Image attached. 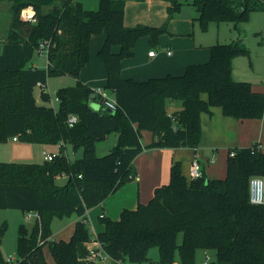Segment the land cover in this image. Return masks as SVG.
<instances>
[{
    "label": "trees",
    "instance_id": "16d2710c",
    "mask_svg": "<svg viewBox=\"0 0 264 264\" xmlns=\"http://www.w3.org/2000/svg\"><path fill=\"white\" fill-rule=\"evenodd\" d=\"M4 1L12 18L0 53V142L17 137L31 144L60 145L52 161L0 163V209L37 213L32 230L19 227L16 264H49L45 248L55 264H96L87 246L94 236L115 263H142L157 247L161 264H173L176 253L182 264H194L199 250L214 251L217 264H264V205L252 204L249 195L250 179L264 178V152L258 144L228 151L225 179H209L205 173L190 179L181 163L173 162L169 183L155 188L147 203L124 209L117 220L100 216L103 231L96 235L87 219L91 209L136 180L133 162L145 150L197 149L202 115L211 116L214 108L236 120L264 118V93L232 77L233 60L250 54L242 40L211 46L208 62L188 65L180 76L143 82L122 76V62L134 57L138 41L148 37L157 45L184 5L196 8L195 21L206 30L210 22L237 27L253 11H264V0H152L170 3L161 27L125 26L122 0H98L96 11L76 0H0ZM103 32L106 39L98 57L106 88L117 104L113 113L80 80L82 69L90 64L91 38ZM42 44L45 69L32 65ZM59 74L75 77L77 85L59 90L58 110L38 106L35 88L40 84L49 101L45 86L49 77ZM169 99L181 101L182 109L169 114ZM72 115L78 120L71 126ZM143 131L153 135L148 146L141 142ZM112 133L118 135L117 144L98 156L97 143ZM66 145L83 149L82 157L70 160ZM60 176L68 178L63 186L57 183ZM74 214L78 220L70 240H52L53 220ZM7 227L0 226V264H12L1 251Z\"/></svg>",
    "mask_w": 264,
    "mask_h": 264
},
{
    "label": "crops",
    "instance_id": "0c3cea01",
    "mask_svg": "<svg viewBox=\"0 0 264 264\" xmlns=\"http://www.w3.org/2000/svg\"><path fill=\"white\" fill-rule=\"evenodd\" d=\"M92 4L94 8L99 7L98 0H95V2H92ZM169 5L170 3L167 1L146 0L144 2H140L137 0H126L124 24L127 27H133L136 26L137 23H141V21L145 20L151 26L159 25L164 22L166 17H168L167 8ZM145 13L148 15H145ZM251 14L264 15V11H253ZM130 17L134 20V22L127 21L130 19ZM154 17H157V21L152 19ZM196 18L197 16H194L192 21L195 22ZM254 20L255 22L260 20L263 24L264 16H255ZM181 23L180 15L175 16L174 19H172L168 24V34L170 36L166 34L168 37H173L174 39L172 40L167 38V36L161 38L162 41L166 40L168 44H173L175 48H179L178 53L181 54L179 55V63L172 61L166 63L163 61V59H167V57H174L172 53L168 55V52L170 51H164L167 57L159 56L158 52L156 51H154L156 52L155 56H149V53L152 50L147 51V49L143 48V43L145 42L139 43L141 41L140 39L136 45L134 57L125 59L122 62L123 78L143 82L151 78L165 77L169 74L175 76L183 75L188 65L183 63L184 57L182 56L183 53H181L180 48L183 45L185 47H192L194 44L192 43V40H181L182 37H188L192 34L191 25L188 26L186 24L183 29H178L177 27ZM256 30H258L259 33L264 32V30L259 27H257ZM105 39L106 32H103L102 36L95 37V50H100L102 48ZM146 39V41L150 43L148 37H146ZM161 39L160 44L163 45ZM238 40L243 41V38L239 37L237 40L233 41ZM168 44H166V46H168ZM118 49L119 48L116 47L114 48V51H118ZM233 64L232 77L235 81L250 82L253 84V88L256 92L264 93L263 67L255 71L253 70L252 73L250 70H241V68L237 69V67L234 68ZM32 65L36 68H39L35 63H32ZM88 69L89 68L86 67L82 69L80 73V80L93 90L96 88H102L107 81L106 72L102 64L100 66L94 62L93 69L91 71ZM110 97L114 99V96L112 97L110 95ZM181 109V101H174L171 99L167 100V111L169 114H173L174 112ZM212 111L213 114L211 116L208 114L202 115V140L197 149H148L134 160L133 167L137 173L136 180L121 187L117 192L109 196L101 205L96 207V210L91 209L88 212V225L89 223L92 225V232H94L92 234L96 235L97 233L103 231L102 227H99V229L96 227V222L99 220L100 216L106 215L117 220L124 209H134L137 207L139 202L147 203L153 196L155 188L169 183L170 168L173 162H180L182 165L183 174L186 177H189L192 162L198 160L201 166V173H205L209 179H213L217 177L221 178L223 174H226L227 155L231 148H247L253 144H260L262 146V151L264 152V118L261 120H236L224 116L220 108H214ZM110 137H112V142L108 146L104 144V141L97 143L96 153L98 156L107 154L117 144L118 135L116 133H112L108 136L107 140L110 139ZM13 141L18 142L19 140H14L13 138ZM152 141L153 135L151 132L143 131L141 133V142L143 146L150 145ZM46 147L50 148L45 149L43 153L60 152V145ZM64 147L65 149L68 148L67 146ZM99 147L102 149L100 154ZM77 153L79 154V152H76L75 155H77ZM208 162H211L213 163L212 165L215 164L217 166L214 168L212 165L210 166V163ZM60 177L63 178L66 176ZM95 212L97 213L95 214ZM59 219L60 218H55L52 226L56 221H58L60 222V225H65L62 228V230H64L71 226L75 228L78 217L74 214L71 217ZM65 221H67V223H64Z\"/></svg>",
    "mask_w": 264,
    "mask_h": 264
},
{
    "label": "rangeland",
    "instance_id": "374dc122",
    "mask_svg": "<svg viewBox=\"0 0 264 264\" xmlns=\"http://www.w3.org/2000/svg\"><path fill=\"white\" fill-rule=\"evenodd\" d=\"M83 4L84 8L86 10H93L96 11L98 8H94L92 2H95V0H76ZM97 1V0H96ZM126 3V0H122ZM168 9V8H167ZM145 15H148L145 13ZM181 18V24L178 25V29H183L184 26L187 24L188 26H192V34L188 37H182L181 40H192V43L194 46L192 47H185L184 45L180 48L181 53H183V63L190 65V64H203L209 61L210 59V49L209 47L215 45V44H228L233 42V40H237V38L242 37L243 41L245 42V45L250 51L249 56H239L236 57L233 60L234 68L237 67V69L241 68L250 70V72L253 73V70L260 69L261 67L264 68V32L259 33L257 27L264 30V23L260 20L255 22L254 18L255 16H264V15H256V14H250V17L247 21L241 22L237 25V27H234L232 23H216V22H210L207 29L204 30L201 25L197 21H192L194 16H197V10L193 5H184L179 13H177L176 16H179ZM12 18V12L10 9V5L8 2H0V53L2 51V45L5 36H7L8 30H9V24ZM142 18V17H141ZM154 21H157V17L152 18ZM168 17L164 20L163 23L159 25H153L152 27H161L167 22ZM134 22V20L130 17L129 20ZM137 25H147L151 26L148 22L141 21V23H137ZM135 27V26H133ZM170 36L168 32L162 34L159 38V43L157 45H152L148 41H146V37L141 38V42L143 43V48L152 51L158 52L159 56H166V51H170L174 55L173 58L167 57V59H163L164 62H175L179 63V48H175L173 44H168L166 40L162 41V37L164 36ZM102 36V34L94 35L91 39V54H90V64L86 67L89 68L88 70H92L94 66V62L96 64L101 66L99 57H98V51L95 50V37ZM170 39H174L173 37H168ZM176 38V37H175ZM163 42V45L160 44ZM143 40V41H142ZM168 44V46H166ZM165 51V52H164ZM95 60V61H94ZM32 63L36 64L39 69H45L47 68V54L45 52L36 51L33 56ZM78 80L68 74H59V75H53L49 77L47 85L45 86L46 92L50 96V100H45L43 97L42 90L43 88L41 86H37L34 91V96L36 99V103L38 106H44V107H52L56 110L59 109L60 103L57 101V93L59 90L67 87H73L77 85ZM246 82V81H243ZM102 92L107 94L109 97L110 95L113 97L112 92H110L106 88V84L99 88ZM98 88L95 90L98 91ZM111 98V97H110ZM102 142V141H101ZM112 142V137L110 139H105L104 144L108 146ZM41 144H31L26 143L21 140L18 142H14L13 138H9L7 141L0 142V163H43L45 162V157L43 154V151L45 149H49L50 147H46L47 145ZM44 146V147H43ZM68 148L65 149L66 155L71 160L80 159L83 154V149H79L77 151H74L73 148L70 145H66ZM69 153H68V152ZM102 149L99 147V154L101 153ZM76 152L77 155H75ZM69 154V155H68ZM215 161V159H214ZM212 161V162H214ZM210 166L213 164L211 162ZM217 165H212V167H216ZM227 168V166H226ZM226 174H223L221 178H213V179H225ZM264 179V178H263ZM68 182L67 177H60L57 179V183L60 186L65 185ZM95 209V208H94ZM96 210V209H95ZM97 212H95L96 214ZM60 220V219H59ZM37 221V213L35 212H23L18 209H0V226L3 223H7L8 227L6 230V233L4 235L2 245H1V251L2 256L6 262L10 261L12 264H16L19 260V256L17 254V244H18V237H19V227L20 225L24 224L28 229L32 230L35 226ZM54 221V220H53ZM64 223H67L65 221ZM64 224L60 225V222L56 221L52 226V240L54 241H69L74 228L67 227L66 229L62 230ZM88 227L90 228L92 232V225L89 223ZM96 227L99 229V227L103 226L100 224V221L97 220ZM96 228V229H97ZM61 231V232H59ZM59 232V233H58ZM94 233V232H92ZM97 233V232H96ZM182 242V235L179 237V243ZM45 258L48 261L49 264H55L53 257L49 251L48 248H45L44 251ZM211 256L210 264H217V257L214 251H203L199 250L196 254L194 264H204L206 262V256ZM96 264H117L115 263L109 256H106L104 254L103 257L96 260ZM122 264H161L159 261V250L157 247L152 248L148 253V260L144 261L142 263H135L131 262L129 260L125 261ZM173 264H182V261L179 257V254L176 253L175 260Z\"/></svg>",
    "mask_w": 264,
    "mask_h": 264
},
{
    "label": "built area",
    "instance_id": "2783aa9c",
    "mask_svg": "<svg viewBox=\"0 0 264 264\" xmlns=\"http://www.w3.org/2000/svg\"><path fill=\"white\" fill-rule=\"evenodd\" d=\"M40 52H45V44H42L40 47ZM156 52L151 51L149 53V56H155ZM171 53L168 52V55ZM39 86H41L39 84ZM100 97H102L104 105L111 110H116L117 104L115 99L110 98L107 94L102 92L101 90L96 91V94ZM78 118L75 115H72L69 117L68 123L72 126L77 122ZM14 140H17V137L14 138ZM258 150H262V146L260 144L257 145ZM44 157L46 161H52L54 158H56L59 153H49V152H44ZM202 175L201 173V166L198 160H195L192 162L190 172H189V178L190 179H198ZM249 195H250V202L254 205H264V179L263 177L260 176H254L250 179L249 183ZM88 249H89V258L92 260H97L101 257L108 256L106 252L103 250L100 242H98L96 236H94L91 239V242L87 244ZM211 261V256L207 255L206 256V262L204 264H210Z\"/></svg>",
    "mask_w": 264,
    "mask_h": 264
},
{
    "label": "water",
    "instance_id": "95a60500",
    "mask_svg": "<svg viewBox=\"0 0 264 264\" xmlns=\"http://www.w3.org/2000/svg\"><path fill=\"white\" fill-rule=\"evenodd\" d=\"M32 15H33V14H32ZM92 105H93L94 108H97V109L99 108V106H98L97 104H94V103H93ZM106 110H107V112H109V113H113V112H114V111L111 110V109H106Z\"/></svg>",
    "mask_w": 264,
    "mask_h": 264
},
{
    "label": "bare ground",
    "instance_id": "6f19581e",
    "mask_svg": "<svg viewBox=\"0 0 264 264\" xmlns=\"http://www.w3.org/2000/svg\"><path fill=\"white\" fill-rule=\"evenodd\" d=\"M26 14H29L30 15L31 13L27 12Z\"/></svg>",
    "mask_w": 264,
    "mask_h": 264
}]
</instances>
